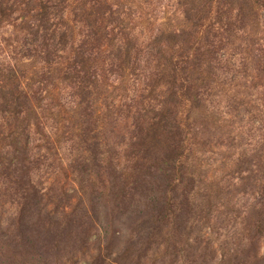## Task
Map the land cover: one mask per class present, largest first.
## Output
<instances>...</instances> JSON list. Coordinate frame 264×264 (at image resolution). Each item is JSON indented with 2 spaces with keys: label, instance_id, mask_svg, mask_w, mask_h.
Here are the masks:
<instances>
[{
  "label": "trees",
  "instance_id": "obj_1",
  "mask_svg": "<svg viewBox=\"0 0 264 264\" xmlns=\"http://www.w3.org/2000/svg\"><path fill=\"white\" fill-rule=\"evenodd\" d=\"M173 2L137 0L138 10L128 12L110 0H0L2 197L13 194L23 207L30 199L39 208L42 194L57 193L35 180L43 162L28 149L29 117L36 111L40 127L36 104L41 109L48 87L61 81L78 100V154L71 170L61 159L65 174L78 179L75 193L86 195L90 186L104 207L122 213L157 209L156 235L179 239L195 221V191L212 181L225 196L255 199L247 218L256 227L250 231L264 238V0H179V27L158 16ZM117 84L125 92L106 99L114 130L102 144L95 90ZM65 100L60 92L53 106L68 107ZM46 125L44 140L56 148L59 127ZM20 212L9 225L0 218V238L15 242L17 227L20 240L33 243L55 223L45 216L34 229ZM240 218L246 222L243 212L235 222Z\"/></svg>",
  "mask_w": 264,
  "mask_h": 264
},
{
  "label": "rangeland",
  "instance_id": "obj_2",
  "mask_svg": "<svg viewBox=\"0 0 264 264\" xmlns=\"http://www.w3.org/2000/svg\"><path fill=\"white\" fill-rule=\"evenodd\" d=\"M110 1L119 7L124 6L128 12L131 8L138 10L137 0ZM173 1L174 6L171 5L165 13L162 11L158 14L161 18L160 23L175 27L183 26L184 15L178 9L179 0ZM151 12L146 9L144 13L150 15ZM134 23L139 27L146 26L138 20H134ZM26 64L24 68L29 67L31 62ZM120 86L114 85L105 92L95 90L100 92L95 109L98 110L97 127L99 142L101 139L102 144L105 137L110 135V131L114 130L113 120L108 115L109 105L106 99L112 100L115 97L120 99L123 96L120 93L125 92L121 91ZM60 92L63 94L64 102L67 98L71 102L68 107L56 109L53 105L59 102ZM71 94L72 91L67 84L61 81L53 83L42 96L45 101L42 102L41 109L37 106L40 104H36L37 111L40 110L38 113L40 127L35 122L36 116L33 115L36 111L29 117L32 123L30 139L33 142L28 149L32 154H42L43 162L42 170L34 174L35 180L46 188L55 189L57 193L42 194L39 208L30 199H28L30 204L23 207L17 205L13 194L4 198L0 193V218L5 221L4 225H9L6 221H10V218L16 221L20 211L27 221L26 224L28 226L32 224L31 227L34 229L39 227L35 224L38 218L48 216V219L51 217L55 223L46 229H40L41 238L33 243L21 241L22 232L17 227L14 228L13 234L15 242L9 241L6 237L0 238V264H264V238L262 233L254 230L256 227L251 223L252 220L247 218V206L255 199L242 193L233 198L230 195L225 196L219 193L220 190L212 181L200 183L201 187L195 191L191 200V210L187 209L193 214L192 221H195L189 223L186 229L190 235L185 234L179 239L156 235L161 230V223L157 221V209L154 213L151 210L146 211L143 206H133L131 211L122 213L124 208L117 211L111 206L104 207L101 199L95 196V193H91L90 186L86 189V195L75 193L71 187H78V179L77 182L73 181L70 171L67 169L70 175L65 174L61 166L62 159L64 166L70 168L78 154V150L72 147L75 125L79 118L75 111L78 100L70 97ZM44 123L47 124L46 127L50 125L59 127V131L55 133L58 135L56 148L44 140ZM34 138H40L41 142ZM62 139L65 142L62 143ZM31 148H34V152ZM102 148L104 147L98 150ZM32 167L36 168V165L33 164ZM62 187H65L68 193H59ZM81 195L84 199L83 206L78 205ZM95 200H99L100 204H95ZM237 212H243L246 222H242L243 218L235 222ZM251 228L254 229L250 231ZM221 231L225 236L218 235ZM236 248V253H233ZM246 251L250 252L249 255H246Z\"/></svg>",
  "mask_w": 264,
  "mask_h": 264
}]
</instances>
